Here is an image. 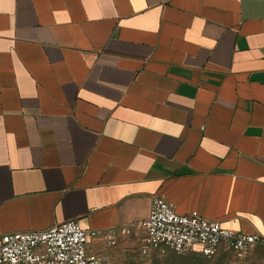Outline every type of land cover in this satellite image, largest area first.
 <instances>
[{
  "label": "crops",
  "instance_id": "obj_1",
  "mask_svg": "<svg viewBox=\"0 0 264 264\" xmlns=\"http://www.w3.org/2000/svg\"><path fill=\"white\" fill-rule=\"evenodd\" d=\"M157 194L264 235V0H0V234Z\"/></svg>",
  "mask_w": 264,
  "mask_h": 264
},
{
  "label": "built area",
  "instance_id": "obj_2",
  "mask_svg": "<svg viewBox=\"0 0 264 264\" xmlns=\"http://www.w3.org/2000/svg\"><path fill=\"white\" fill-rule=\"evenodd\" d=\"M140 230L138 251L142 256L153 252H197L212 258L232 252L246 256L264 245V235L246 234L225 227L220 220L209 219L197 211L180 213L164 195L152 199L149 215L138 223L95 230L80 220L57 223L45 230L0 234V264H112L111 257L92 248L98 237L115 246L120 239Z\"/></svg>",
  "mask_w": 264,
  "mask_h": 264
},
{
  "label": "rangeland",
  "instance_id": "obj_3",
  "mask_svg": "<svg viewBox=\"0 0 264 264\" xmlns=\"http://www.w3.org/2000/svg\"><path fill=\"white\" fill-rule=\"evenodd\" d=\"M112 264H264V245L256 246L244 257L229 252L208 258L197 252L180 254L174 251L153 252L149 256H142L136 241L129 247L126 258Z\"/></svg>",
  "mask_w": 264,
  "mask_h": 264
}]
</instances>
